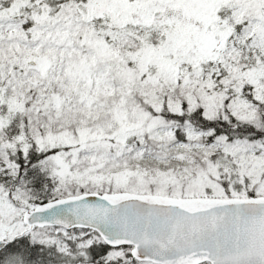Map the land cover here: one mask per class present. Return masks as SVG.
Masks as SVG:
<instances>
[{
	"label": "snow or ice",
	"instance_id": "1",
	"mask_svg": "<svg viewBox=\"0 0 264 264\" xmlns=\"http://www.w3.org/2000/svg\"><path fill=\"white\" fill-rule=\"evenodd\" d=\"M0 264H264V0H0Z\"/></svg>",
	"mask_w": 264,
	"mask_h": 264
}]
</instances>
